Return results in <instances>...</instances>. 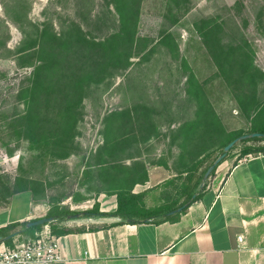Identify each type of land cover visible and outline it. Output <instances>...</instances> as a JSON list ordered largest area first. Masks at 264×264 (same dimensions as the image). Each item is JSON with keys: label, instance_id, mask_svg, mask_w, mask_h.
<instances>
[{"label": "rangeland", "instance_id": "obj_1", "mask_svg": "<svg viewBox=\"0 0 264 264\" xmlns=\"http://www.w3.org/2000/svg\"><path fill=\"white\" fill-rule=\"evenodd\" d=\"M261 125L264 0H0V198L32 191L44 216L113 212L121 192L141 214L179 207L264 147L236 142L203 183Z\"/></svg>", "mask_w": 264, "mask_h": 264}, {"label": "crops", "instance_id": "obj_2", "mask_svg": "<svg viewBox=\"0 0 264 264\" xmlns=\"http://www.w3.org/2000/svg\"><path fill=\"white\" fill-rule=\"evenodd\" d=\"M247 155L164 219L82 216L54 233L66 259L47 264H264V151ZM38 205L29 190L0 198V228L44 216Z\"/></svg>", "mask_w": 264, "mask_h": 264}, {"label": "trees", "instance_id": "obj_3", "mask_svg": "<svg viewBox=\"0 0 264 264\" xmlns=\"http://www.w3.org/2000/svg\"><path fill=\"white\" fill-rule=\"evenodd\" d=\"M122 18H123V16H122ZM125 20H126V17L123 18V23H124ZM57 60L51 59L50 61L48 60L47 62H42L40 65H38L36 67V70H35V72L33 74L36 77V82H41L42 83L44 81L43 77L41 76L42 72L44 70H46L45 68L48 66V64H50V65L56 64ZM70 108L71 107H69L68 111L71 110ZM256 132L264 133V125H261L258 129H256ZM253 151L262 152V151H264V147H262V148H254V149L253 148H247V149L244 150L243 155L245 156L247 154L252 153ZM207 169L205 170V172L207 171ZM204 189H205V186H204ZM205 190H202L199 193H197L195 198H193V195L195 193H192L190 195V197H189V200L185 203L187 205L184 208L188 207L190 205V203H192L196 199L200 198ZM18 191H22V189L21 188L20 189L19 188L18 189L14 188V190H12L13 193L14 192H18ZM141 198H142V194H140V193L126 194V193L121 192V193H118V195H117L118 206H117V209L115 211H113V212L102 211L100 209V204L96 203L93 206L92 209L88 210L87 213H84V214H86L88 216H92V215L117 216V217H120L123 221H127V220L128 221H138V220H141V219H151V218H154V217H157V219L161 220V219L166 218L170 211L175 210L176 208H178V207H168L167 209H161V210H156V211H146L145 213L141 214V212L137 208L138 201ZM74 213H76L75 210L63 209V210L57 211L55 213L51 212V213L47 214V216H54L55 220L62 221L67 215L74 214ZM25 224H26V222H14V223L9 224V225H7L5 227H2V228H0V235H7L8 233H10V230L16 228L19 225H24L25 226ZM41 226L42 225L31 227L28 230H26L24 233L34 234V232L38 228H40ZM62 231H69V229H66V228L63 229V230H61V229L60 230L59 229L56 230L55 229L54 233H58V232H62ZM14 239L15 238H12V239L8 240L6 242V244L7 245H11L13 243Z\"/></svg>", "mask_w": 264, "mask_h": 264}, {"label": "built area", "instance_id": "obj_4", "mask_svg": "<svg viewBox=\"0 0 264 264\" xmlns=\"http://www.w3.org/2000/svg\"><path fill=\"white\" fill-rule=\"evenodd\" d=\"M251 156L253 154L247 155ZM65 259L60 236L51 232H42L22 239L15 238L11 245L6 242L0 244V264H47Z\"/></svg>", "mask_w": 264, "mask_h": 264}, {"label": "water", "instance_id": "obj_5", "mask_svg": "<svg viewBox=\"0 0 264 264\" xmlns=\"http://www.w3.org/2000/svg\"><path fill=\"white\" fill-rule=\"evenodd\" d=\"M257 136H264V133H262V132H251V133H247V134H242V135L236 137L231 142H229L224 147V152L215 160V162L212 165L209 166V168L205 172L204 177H203V183L210 176V174L214 170V168L227 155L228 151L235 145L236 142H238L240 140H245V139L257 137ZM195 197H196V194L193 195V198H195ZM186 205L187 204H184L183 206H180V207L176 208L175 210L170 211L168 214L171 215V214H174L176 212H180V211L183 210V208ZM84 213H87V212H76L74 214H70L69 217L77 218V217H80ZM54 220H55L54 216H43V217H40V218H37V219L29 220V221L26 222V224H25V226L23 228L18 229V230L14 231V232H10L7 235H0V244L5 243L8 240L20 235L21 233L25 232L26 230H28L31 227L38 226V225H44V224H47V223L52 222Z\"/></svg>", "mask_w": 264, "mask_h": 264}]
</instances>
